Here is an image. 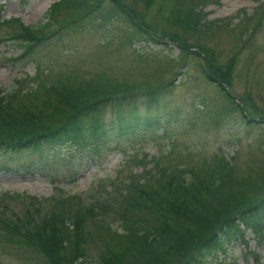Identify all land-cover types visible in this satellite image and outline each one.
Wrapping results in <instances>:
<instances>
[{
	"label": "rangeland",
	"instance_id": "374dc122",
	"mask_svg": "<svg viewBox=\"0 0 264 264\" xmlns=\"http://www.w3.org/2000/svg\"><path fill=\"white\" fill-rule=\"evenodd\" d=\"M55 1L0 0V20L20 18L25 25L44 24V14ZM121 2L158 31L152 35L155 41L146 36L130 37L131 28L122 20V13H109V0L84 17L78 28L55 33L56 23L51 24L53 35L27 51L16 36L20 28L7 23L0 26L3 89L11 88L17 79L23 81L15 85L21 89L37 84L28 77L37 75L42 83L49 76L55 81L59 74L67 72L77 73L78 80L95 77L110 84H127L136 95L149 87L160 89L158 104L150 110L158 115L157 123L143 130L139 127L133 139L129 136V140L119 137L117 141L90 143L85 150L73 145L56 146L44 150L41 156L27 151L0 152V168L4 167L0 169V193L24 195L13 199V210L19 213L27 210L24 207L30 197L47 198L39 205L53 209L50 195L62 190L65 195L75 196L78 206L93 205L98 198L113 200L108 201L111 210L82 221L85 231H99L98 237L86 245L88 264L98 260L106 243L100 239L103 230L96 223L98 220L110 225L111 230L122 232L123 222L116 219L113 203L117 190L133 176L146 170L152 173L165 162L190 167L220 156H232L238 173L255 174L261 169L264 174V122L249 127L233 112L215 125L213 112L227 106L226 97L217 83L206 78L204 56L179 59L178 43L184 41L199 52L200 48L208 49L215 63L224 68L233 60L228 90L236 99H247L250 113L264 120V0H204L203 5L195 4L199 24L194 30L167 21L171 10L181 13L191 0ZM62 16L59 13L57 19ZM167 32L176 34L178 39L165 38ZM165 39L169 42H163ZM140 112H146L144 106ZM263 193L264 188L255 196ZM242 194L252 197L247 191ZM77 205L67 209L75 211ZM15 252L12 248L0 249V264H34L28 254ZM255 257L258 264H264V230L260 236L249 233L246 242H234L226 254L208 257L207 261L256 264Z\"/></svg>",
	"mask_w": 264,
	"mask_h": 264
},
{
	"label": "trees",
	"instance_id": "16d2710c",
	"mask_svg": "<svg viewBox=\"0 0 264 264\" xmlns=\"http://www.w3.org/2000/svg\"><path fill=\"white\" fill-rule=\"evenodd\" d=\"M103 1L106 0H57L44 14V24L25 25L19 18H10L1 19L0 26L7 23L20 28L16 36L27 51L53 35L51 24L56 23L55 33L78 28V23L101 8ZM191 1L181 13L171 10L167 21L196 29L199 19L195 4L203 5L204 0ZM109 2V13H122V20L131 28L130 37L146 36L155 41L152 35L158 31L152 30L133 8L121 0ZM59 13L63 16L57 19ZM167 37L178 39L171 32H167ZM178 43L179 59L204 56L206 78L217 83L226 97L227 106L213 112L215 125L233 112L249 127L264 122L250 113L247 99H236L228 90L233 60L224 68L215 63L208 49L200 48L204 53L201 55L194 46L179 40ZM67 73L59 74L55 81L49 76L42 83L37 75L28 77L37 82L28 88L17 87L22 79L9 89L0 86L2 154L27 151L41 156L48 148L64 145L85 150L90 143L117 141L119 137L129 140V136L133 139L139 127L143 130L157 123L158 115L150 110L158 104L159 88L149 87L136 95L127 84H110L95 77L78 80L77 73ZM142 106L146 110L143 114ZM237 170L232 156H220L190 167L165 162L152 173L146 170L133 176L117 190L116 204L113 203L114 215L123 222V231L111 230L102 220L96 222L103 230L100 239L106 243L94 264H208V257L226 254L232 243L246 242L249 233L260 236L264 230V193L255 195L264 188V174L261 169L255 174ZM245 191L252 197H245ZM20 196L24 195L0 193V249L12 248L16 254H28L34 264H88L86 245L98 237L99 231H85L82 221L111 210L108 201L113 200L98 198L93 205L78 206L75 196L62 191L50 196L53 209L39 205L47 198L30 197L24 207L27 210L19 213L13 210V199ZM75 205V211L67 209ZM255 260L258 264L256 257Z\"/></svg>",
	"mask_w": 264,
	"mask_h": 264
}]
</instances>
